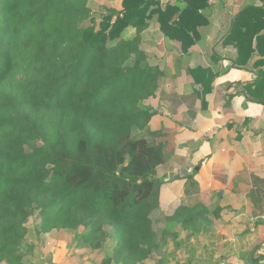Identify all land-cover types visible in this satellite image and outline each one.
<instances>
[{
	"label": "trees",
	"instance_id": "obj_1",
	"mask_svg": "<svg viewBox=\"0 0 264 264\" xmlns=\"http://www.w3.org/2000/svg\"><path fill=\"white\" fill-rule=\"evenodd\" d=\"M175 1L122 0L96 20L88 0H0V264H23L32 217L37 235L82 228L92 250L114 243L101 264L145 262L159 247L150 212L164 144L132 133L154 115L143 102L162 76L142 32L155 18L187 51L207 23L209 0ZM259 2L233 14L219 43L236 65L255 57L247 90L264 106Z\"/></svg>",
	"mask_w": 264,
	"mask_h": 264
},
{
	"label": "crops",
	"instance_id": "obj_2",
	"mask_svg": "<svg viewBox=\"0 0 264 264\" xmlns=\"http://www.w3.org/2000/svg\"><path fill=\"white\" fill-rule=\"evenodd\" d=\"M96 1L105 12L122 0ZM156 1L161 8L177 2ZM251 3L260 2L209 0L207 23L187 51L161 33L155 18L141 34V47L162 76L143 102L154 115L141 134L133 133L163 143L165 160L156 167L160 187L150 212L164 236L138 264H264V106L247 90L255 57L236 65L235 50L219 43L233 14ZM201 208L200 218L188 219ZM81 234L37 235L29 228L23 264H101L114 243L92 250Z\"/></svg>",
	"mask_w": 264,
	"mask_h": 264
},
{
	"label": "rangeland",
	"instance_id": "obj_3",
	"mask_svg": "<svg viewBox=\"0 0 264 264\" xmlns=\"http://www.w3.org/2000/svg\"><path fill=\"white\" fill-rule=\"evenodd\" d=\"M88 7L90 8V14L95 15L96 20H99V18L102 16V14H104V10L100 7V3L99 1L96 0H91L88 2ZM87 23V22H86ZM150 62V61H149ZM141 131V130H140ZM142 133V131L140 132V134ZM133 136H136L135 133H132ZM39 144V143H37ZM34 217L30 218L28 221V227L29 228H33V222H34ZM80 232H83V229H79ZM41 234V233H40ZM69 235V234H68ZM69 238H71V236L69 235ZM27 241V240H26ZM26 246L25 244L23 245V250H25Z\"/></svg>",
	"mask_w": 264,
	"mask_h": 264
},
{
	"label": "water",
	"instance_id": "obj_4",
	"mask_svg": "<svg viewBox=\"0 0 264 264\" xmlns=\"http://www.w3.org/2000/svg\"><path fill=\"white\" fill-rule=\"evenodd\" d=\"M263 215H264V212H263Z\"/></svg>",
	"mask_w": 264,
	"mask_h": 264
}]
</instances>
